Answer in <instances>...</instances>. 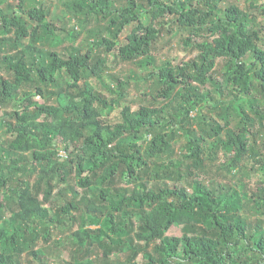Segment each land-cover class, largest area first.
<instances>
[{"label":"trees","instance_id":"trees-1","mask_svg":"<svg viewBox=\"0 0 264 264\" xmlns=\"http://www.w3.org/2000/svg\"><path fill=\"white\" fill-rule=\"evenodd\" d=\"M43 1L0 0V264H264V0H62L69 30ZM164 26L201 39L197 61H157ZM109 57L150 69L136 110L129 76L104 84Z\"/></svg>","mask_w":264,"mask_h":264},{"label":"rangeland","instance_id":"rangeland-1","mask_svg":"<svg viewBox=\"0 0 264 264\" xmlns=\"http://www.w3.org/2000/svg\"><path fill=\"white\" fill-rule=\"evenodd\" d=\"M1 1H2L3 9L7 8L8 5L12 7L13 6L16 7L18 3V0H1ZM135 1L138 3V5L139 3H142L143 5H145L144 0H135ZM61 2L62 0L43 1V4L45 5L44 9L48 11L47 21L53 24L56 28L64 27V24H66L67 25L66 29L69 30L72 24H74V21L72 18H70V15L66 13V11L63 9ZM232 2L243 10L247 9L249 6L248 2L244 0H233ZM115 6L118 7L119 3H116ZM142 16L144 17V20H147L146 14H142ZM68 21L70 22L68 23ZM103 24H104L103 22H99V23L92 22L90 23L88 29L97 30ZM256 24L258 26V27H255L256 29L260 27L263 28L264 17L260 14L259 11L257 13ZM170 28H171V31L169 32L168 29ZM86 36H87V33L85 32L80 33L79 37H77V39L75 40V43L73 44V48L75 49L78 45L80 46L82 43H84L83 41L86 38ZM261 37H263L264 39V35H261ZM187 38H190L188 32L177 31L176 33V29L174 26L173 27L164 26V28L161 30L160 38L154 46L152 55L157 59L159 63L168 61V62H171L173 65H178L181 67H182V63H190L192 61H197L198 51L192 45V43L200 42L201 39H197V40L192 39L191 43L189 42L188 44H186L185 40ZM119 41L123 42V38H121ZM71 45H72V41H70L69 39L65 40L62 45H57L58 47L57 50H62L67 47L69 48ZM225 70H226L225 62L223 60L216 61V67L214 69V73H212V77L215 79V81H217L218 83L222 85H224L223 74L225 73ZM148 73H150V69L148 68L147 69L137 68L134 65V63H122V62H118L115 59L109 57L107 59V67L104 69V73L102 74V80L105 85L111 86L113 85L114 80H120V79L124 80V78L129 76L130 79L128 81H129L130 87L127 90L128 94H127L125 103L132 106V108L136 110L140 105L145 104L142 102L143 100L145 99L149 100V97H146L144 95L145 93H150L149 85L151 84V81L148 83L142 82L143 77L147 75ZM58 80L61 81L60 83L68 82V78L66 74L63 72L58 78ZM89 82L96 90L100 91L104 95H107L102 85L96 82L94 78H90ZM49 89L51 91H54L53 88H49ZM35 101L39 103H43V100L40 98H35ZM49 103L52 104L53 101L51 100ZM9 109L11 108L8 106L6 109L0 110V115L4 110H9ZM113 116L114 114L107 116V113H105L104 118L111 119ZM211 117L215 118L213 115ZM5 138L6 136L4 135L3 128L0 127V141H2ZM181 144L182 142H178L174 144L173 147L176 152H178V149L180 148ZM60 155H64V153H60ZM235 175H237V173ZM221 177L223 179L227 178V176H221ZM32 178H31V181H33ZM229 178L232 181L237 180L236 176L229 177ZM238 178H240L244 182H249V181L259 182L258 178L253 173H247V174L240 173V176H238ZM241 180L238 179L239 183L241 182ZM116 186L119 188H123L125 186H127V188H130L128 185L126 184L124 185L119 182L116 184ZM55 191L57 192V189ZM54 200L55 198H53L52 200L53 204L55 202ZM77 229H78V226H74L71 229L68 227H63V228L61 227L59 229H55L52 232V239L62 237V239L64 240V243H66L70 241L68 239V235H70L72 232H75ZM92 229L94 228L92 227ZM180 230H181L180 228H173L169 231L167 235L172 236V237L174 236L180 237L181 236ZM71 240L74 242L75 238H72ZM70 244L71 242L67 245L68 250H70L69 249ZM61 245L62 244H60L58 247H60ZM39 247H41V245H39ZM59 249H61L62 251L61 252L63 255L62 260L69 261V259L71 258L70 252L67 254V251H64L63 247H60ZM74 249L75 247H73L71 251H73ZM96 254L97 253L92 254L91 258L93 259L96 256ZM51 257H53V255L49 254V258ZM119 258L120 260L123 261L125 260V255H120ZM22 263L28 264L26 254H23L22 256Z\"/></svg>","mask_w":264,"mask_h":264}]
</instances>
